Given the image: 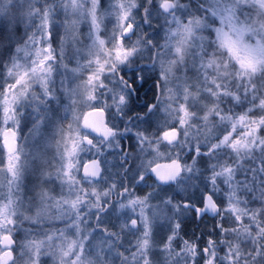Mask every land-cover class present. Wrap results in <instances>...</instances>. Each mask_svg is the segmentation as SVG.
I'll return each instance as SVG.
<instances>
[{
	"label": "snow or ice",
	"instance_id": "1",
	"mask_svg": "<svg viewBox=\"0 0 264 264\" xmlns=\"http://www.w3.org/2000/svg\"><path fill=\"white\" fill-rule=\"evenodd\" d=\"M0 20V264H264V0H4ZM81 24L90 44L69 67L64 36L79 42ZM149 78L153 99L132 115ZM29 119L25 152L17 134ZM125 139L136 159L161 147L175 158L133 163ZM163 186L180 199L159 196ZM49 205L58 216L41 214ZM188 213L211 218L207 237L180 235ZM112 217L117 231L100 227Z\"/></svg>",
	"mask_w": 264,
	"mask_h": 264
},
{
	"label": "rangeland",
	"instance_id": "2",
	"mask_svg": "<svg viewBox=\"0 0 264 264\" xmlns=\"http://www.w3.org/2000/svg\"><path fill=\"white\" fill-rule=\"evenodd\" d=\"M3 2H4V0H0V5H2ZM2 25L5 28L3 36L6 39V36L8 34L7 24H6L5 21L0 20V28H1ZM20 26H19V29H21V30H19L15 34V39L16 40L22 39L25 36L24 27H23V25H20ZM109 27H111V25H109ZM59 31L63 35L64 30L63 29H59ZM75 36L78 37V41L79 42H76L72 38L71 35H65L64 36V47H65L64 63L69 64V67H75L76 66L75 62L71 59V57L74 54L75 49L76 48H81L83 51H87V47L86 46L90 44V41L87 39V36H88V26H87V24H81L80 27H79V31L77 33H75ZM161 41H163V40L161 39ZM54 47H55V45H54ZM53 107H56V106L53 105ZM83 110L87 111V109H83ZM236 110H238V109H236ZM80 111H81V109H78L77 114H79ZM58 115L60 117H64L65 113L61 109ZM70 121H71V117L68 116L67 119L65 120V123L70 122ZM30 126H31V120L30 119L26 120V121H22L21 122V131L18 132V134H17L18 137L19 136H23L24 137L23 140H20L18 142L17 147L23 149L25 152H30V151L34 150L35 141H33V139L29 136V132H28V129L30 128ZM4 127H6V126H0V132H2L4 130ZM141 127H144V126L141 125ZM37 139H39V138H37ZM132 146H133V150L130 153L133 156V161H132L133 163H139L140 160H145V159L146 160H152L153 161L152 167H154L156 164H164V165L170 164L171 163V159L175 158L174 157V153L172 152L171 149H166L164 147H161L160 148V153H161L160 155H157L155 152H152L150 155L140 156L139 159H136V157L138 156V151L139 150L135 147V141L134 140H133V145ZM48 155H49V157L54 155V150L53 149H49L48 150ZM109 160L111 162H113L114 158L113 157H109ZM6 161H7V149L3 145L2 137H0V166H6ZM86 161H87V158L84 157V162H86ZM117 162L118 161L115 159V163H117ZM7 178H10V174H9V177H7ZM77 179H79V176H77ZM35 184H36L35 176L26 177V179H25L26 188H25L24 194L27 195V196H30V197H34L35 193L39 191V189H35V191H34ZM151 184L152 183H149V185H151ZM4 185H6V177L2 173H0V187H3ZM50 187H55V186H50ZM149 188H152V187H149ZM143 189L144 188L136 189V192H137L138 196L143 197V196L147 195L148 193L153 192V191H150L151 190L150 189L149 190L150 192L148 191L147 194H142L141 192L143 191ZM174 190L176 191L175 188H174ZM159 196L163 197L164 195H162L161 192L159 191ZM152 203L153 204H158L159 203V199L153 200ZM40 211H41V214L45 218L55 217V216H58L59 213H60V209L56 208L55 205H49L46 208H41ZM102 219H105V218L102 217ZM111 219H112V223L114 224L115 223V217H112V218H110L108 220L110 221ZM106 221H107V219L105 220V223L100 225V227L106 228L107 225H108ZM92 223L95 224L94 221H92ZM161 223H163V222H161ZM50 226H51L52 230L54 231L56 227H63V224L59 220H53L51 222ZM25 227H27V225H25ZM106 229H109V228H106ZM167 234H168V225L166 223H164V226L162 228L154 230L153 241H154L155 245L159 246L161 239L164 236H166ZM24 236H25V234L23 232L19 233V238L20 239H24ZM43 238H44L43 236H33L32 237V239L36 240L37 242L39 240H42ZM74 238H75L74 236H71V235L69 236V239H74ZM123 240H124L123 242L125 243V245L130 247L131 245H128V241H132L134 243L135 240H136V237L129 235L127 237H124ZM55 243L57 245H59L60 241H55ZM57 251H58V249H57ZM121 251H123V250H121ZM48 257H49L50 264H55L56 257L51 256V255L42 257L41 261L46 259V258H48ZM47 264H49V263H47ZM114 264H119V262L115 261Z\"/></svg>",
	"mask_w": 264,
	"mask_h": 264
},
{
	"label": "trees",
	"instance_id": "3",
	"mask_svg": "<svg viewBox=\"0 0 264 264\" xmlns=\"http://www.w3.org/2000/svg\"><path fill=\"white\" fill-rule=\"evenodd\" d=\"M136 18H137V20H139L140 16L137 15ZM153 24L157 25V22L153 21ZM159 24H163V21H160ZM147 34L153 35L152 30L149 29ZM161 36H163V32H161ZM157 39H160V37H157ZM161 43H163V41H161ZM148 63H149V60H148L147 54H146L145 58L141 60V64L145 65ZM145 75L148 77H152V73H150V72L146 73ZM147 84H149V79H147V83H145L143 85V87H145ZM152 85H153V82H152ZM151 88H152V86L149 89H151ZM138 107H139L138 105L135 106L133 113L138 112ZM236 111L240 112V109H238ZM134 131H135V129H134ZM201 132H203L205 135L211 134L206 129H201ZM152 189L153 188H149V187L144 188L141 193L147 194L149 190L153 191ZM159 191L161 192L162 195H164L163 197H165V198L169 197V196L176 195V191L174 190V188H162ZM177 200H179V198ZM212 228H213V221L211 220L210 217L201 220V219H197L194 214L188 213L186 216H184L182 218V231H181L180 235L184 236L186 233L187 236L185 238H187V239H192V238H196V237H207L208 234L212 231ZM213 238H215V237H213ZM121 250H123V249H121Z\"/></svg>",
	"mask_w": 264,
	"mask_h": 264
},
{
	"label": "flooded vegetation",
	"instance_id": "4",
	"mask_svg": "<svg viewBox=\"0 0 264 264\" xmlns=\"http://www.w3.org/2000/svg\"><path fill=\"white\" fill-rule=\"evenodd\" d=\"M21 27V26H20ZM4 26L2 25L1 26V28H0V37H4L3 35H4ZM19 30H21V29H19ZM7 37V36H6ZM5 38V37H4ZM130 75V74H129ZM152 82H153V79L151 78H149V84H147L145 87H141L140 88V91H139V94H138V103H137V105L139 106L138 107V112L137 113H140L141 115H143L144 113H143V110H142V105L144 104V103H150L151 101H152V99H153V93L151 92V91H149V88L152 86ZM149 92V93H148ZM136 114V112H134V113H132V115H135ZM89 119L90 120H92L93 119V117H89ZM12 137H9V140H10V142L12 141ZM121 143L122 144H125V145H127L128 146V151L129 152H131L132 150H133V140L132 139H125V140H123V141H121ZM87 158V161H88V157H86ZM86 161V162H87ZM113 164H115V158H114V161L112 162ZM115 170V169H114ZM148 183H154V181L153 180H149V182ZM162 188H169L168 186H163ZM174 188V187H173ZM138 189V188H137ZM172 197H175V199H180V197L179 196H176V195H173ZM107 227L106 228H109L108 230L109 231H117L118 229L116 228V227H114V225H117L118 224V221H117V219L115 218V223L113 224L112 223V219L109 221L108 219H107ZM94 223H96L95 221H94ZM103 228V227H102ZM124 241V240H123ZM45 262V263H44ZM41 263L43 264H47V263H49L50 264V262H49V257L48 258H46V259H44V260H42L41 261Z\"/></svg>",
	"mask_w": 264,
	"mask_h": 264
},
{
	"label": "water",
	"instance_id": "5",
	"mask_svg": "<svg viewBox=\"0 0 264 264\" xmlns=\"http://www.w3.org/2000/svg\"><path fill=\"white\" fill-rule=\"evenodd\" d=\"M160 165H164V164H160ZM155 167V166H154Z\"/></svg>",
	"mask_w": 264,
	"mask_h": 264
}]
</instances>
